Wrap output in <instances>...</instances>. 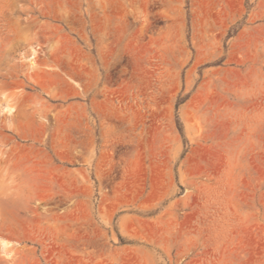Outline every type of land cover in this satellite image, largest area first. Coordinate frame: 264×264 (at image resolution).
Instances as JSON below:
<instances>
[{"label": "rangeland", "instance_id": "rangeland-1", "mask_svg": "<svg viewBox=\"0 0 264 264\" xmlns=\"http://www.w3.org/2000/svg\"><path fill=\"white\" fill-rule=\"evenodd\" d=\"M0 264H264V0H0Z\"/></svg>", "mask_w": 264, "mask_h": 264}, {"label": "crops", "instance_id": "crops-1", "mask_svg": "<svg viewBox=\"0 0 264 264\" xmlns=\"http://www.w3.org/2000/svg\"><path fill=\"white\" fill-rule=\"evenodd\" d=\"M16 195V194H15ZM9 197H12V196H9Z\"/></svg>", "mask_w": 264, "mask_h": 264}]
</instances>
